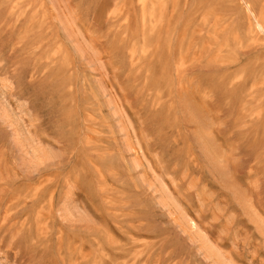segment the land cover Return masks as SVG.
Wrapping results in <instances>:
<instances>
[{"label": "rangeland", "instance_id": "obj_1", "mask_svg": "<svg viewBox=\"0 0 264 264\" xmlns=\"http://www.w3.org/2000/svg\"><path fill=\"white\" fill-rule=\"evenodd\" d=\"M0 264H264V0H0Z\"/></svg>", "mask_w": 264, "mask_h": 264}, {"label": "bare ground", "instance_id": "obj_2", "mask_svg": "<svg viewBox=\"0 0 264 264\" xmlns=\"http://www.w3.org/2000/svg\"><path fill=\"white\" fill-rule=\"evenodd\" d=\"M246 9H247V8H246ZM249 10H250V9H249ZM256 23H257V22H256ZM257 26L260 27V29L263 30V28L261 27V25H260L259 23L257 24Z\"/></svg>", "mask_w": 264, "mask_h": 264}]
</instances>
